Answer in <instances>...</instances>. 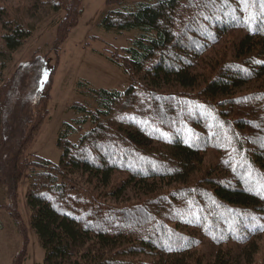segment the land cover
Here are the masks:
<instances>
[{
    "label": "trees",
    "instance_id": "16d2710c",
    "mask_svg": "<svg viewBox=\"0 0 264 264\" xmlns=\"http://www.w3.org/2000/svg\"><path fill=\"white\" fill-rule=\"evenodd\" d=\"M49 2L64 9L53 44L58 53L83 0ZM107 2L115 8L100 27L136 32L124 60L112 58L133 80L124 89L78 81L82 99L70 106L73 122L60 127L58 162L25 157L50 116L52 77L38 69L32 91L17 97L10 114L0 104V183L15 196L26 175L44 264H257L264 233V0ZM4 15L0 10V71L33 31L21 16ZM127 192L137 197L123 202ZM0 208L21 230L17 204ZM206 244L215 247L212 256L201 249ZM26 259L23 248L13 264Z\"/></svg>",
    "mask_w": 264,
    "mask_h": 264
},
{
    "label": "rangeland",
    "instance_id": "374dc122",
    "mask_svg": "<svg viewBox=\"0 0 264 264\" xmlns=\"http://www.w3.org/2000/svg\"><path fill=\"white\" fill-rule=\"evenodd\" d=\"M49 1L0 0V10L5 12L4 20L9 16L19 15L33 27L31 35L12 52V59L0 71V104L5 103V108L8 106L10 114L17 97L32 91L38 69L42 70L41 75L45 80L48 76L52 77L51 96L48 100L50 116L41 123L37 136L26 149L25 157L30 160L40 155L58 162L61 154L57 145L60 127L64 121L73 122L71 120L75 114L70 106L82 99L77 90L78 81L84 79L95 86L117 89H124L132 83V77L112 58L117 61L124 60L123 48L130 44L136 32L104 31L99 22L109 9L115 7L110 6L107 0H83L84 11L78 24L72 28L56 53L53 44L57 20L64 14V9H54ZM2 24L0 19V46L4 32ZM169 89L174 90L175 87ZM184 105L191 108L187 103ZM87 126L86 124L85 127ZM79 137L80 134H76L71 139L77 140ZM2 159L1 163H5L6 171L9 167L6 163L8 159L6 156ZM27 186L26 175H23L18 181L14 196L7 184L0 183V202L6 205L15 202L23 223L19 230L11 211L0 208V264H13L14 256L23 248L27 250V259L23 264H44V249L30 221ZM136 197V194L127 192L122 200L130 201ZM259 244L257 264L264 256V233ZM201 249L209 256L216 250L214 246L207 244L201 246Z\"/></svg>",
    "mask_w": 264,
    "mask_h": 264
}]
</instances>
